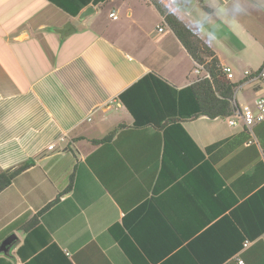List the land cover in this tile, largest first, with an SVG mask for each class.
Segmentation results:
<instances>
[{"label":"crops","instance_id":"0c3cea01","mask_svg":"<svg viewBox=\"0 0 264 264\" xmlns=\"http://www.w3.org/2000/svg\"><path fill=\"white\" fill-rule=\"evenodd\" d=\"M60 1L88 2L79 14L87 7L94 12L78 20L79 14L71 16L49 0H0V172L33 163L0 192V235L8 231L0 244L16 237L0 257L11 264H131L109 229L152 199L136 219L138 247L152 258L184 238V253L168 256L167 264H264V234L233 250L239 224L255 226L256 208L235 211L231 224L213 225L233 211L226 212V204L235 208L233 201L239 204L254 193L258 180L264 185V121L252 130L256 144L248 145L250 135L245 138L240 122L183 120L190 138L183 140L187 158L164 172L162 130L154 122L134 126L119 95L148 74L183 89L196 80L194 61L151 0ZM155 1L170 13L179 10L172 14L221 67L232 69L237 109L264 97V79L244 78L245 71L264 63V0H255L259 7L253 8L244 0L240 6L248 13L239 25L220 14V9L230 14L236 0ZM204 17L208 31L222 26L214 46L189 27ZM66 23L75 32L61 38L55 30ZM157 116L153 113L152 121ZM111 133L104 143L92 142ZM194 159H199L194 168L181 173ZM157 185L162 190L155 195ZM53 201L38 217L48 243L21 260L16 251L26 236L25 223ZM214 215L221 216L214 220Z\"/></svg>","mask_w":264,"mask_h":264},{"label":"trees","instance_id":"16d2710c","mask_svg":"<svg viewBox=\"0 0 264 264\" xmlns=\"http://www.w3.org/2000/svg\"><path fill=\"white\" fill-rule=\"evenodd\" d=\"M49 1L71 16H77L80 10L89 4L87 2L69 5L60 0ZM100 1L103 0H96L93 4L97 5ZM151 2L192 60L196 64L201 65L204 72L208 75V78L196 80L189 86L176 90L163 80L152 74H148L127 91L119 95V100L134 118V126H145L146 124L154 122V125L162 130L163 151L161 154V170L168 172L172 165L174 166L180 159L184 161L188 154L183 146V140L190 141V138L183 130L180 123L185 119H195L201 116H206L209 119L232 117L235 111L238 110L233 102L234 92L238 84L232 83L226 79L222 67L214 54L203 45L183 23L170 13L165 6L155 0H151ZM153 113L155 115L159 114V116L152 121L151 118ZM244 130L246 131L245 128ZM245 134V138L248 139V132L246 131ZM111 136L112 133L99 141L92 142L94 144L104 143L111 139ZM170 142L175 145H169ZM218 146L219 143L211 146L208 150H212ZM198 161L199 159H194L189 162V164H186V167L183 166L184 168L181 169V173L188 172L190 167L194 168ZM32 165V162H27L13 169L0 172V192L10 186L17 176ZM197 170L199 169H194L192 172ZM72 177L73 175L70 176V181ZM172 180L174 181V179ZM257 184L258 189L244 201L239 204L236 200L233 201L235 208L231 205L232 203L224 206L226 212L230 210V208H233V211H230L231 213H229V215H224L221 218V215H219V217L216 215L212 217L214 220L220 218L213 225L224 222L231 224L235 217L233 216L235 211L243 213L248 207L256 208L254 217H251V220L255 221L254 227L251 226V228L248 229L243 223L239 224L241 226V232L239 241L233 249L234 252L243 247L245 240L258 238L264 234V185L261 186L262 182L260 183L259 180ZM70 187L71 185L68 186L67 190H69ZM162 188L164 187L162 186ZM161 190L159 185L154 186L153 193L157 195ZM152 201V199L145 201L141 206L134 209L131 214L128 215V218H123L121 224H116L109 229V233L120 246L122 252L131 264H153L152 262H158L154 264H167L169 262L168 256L178 257V255H181L185 251V248L180 250V248H182L181 241L184 240V238L178 240L175 245L165 248L163 252L159 254L158 258H152L147 252L145 253V251L138 247L139 242L136 235V219L144 209V206ZM54 203L55 201L48 204L25 223L24 231L26 236L23 244L16 251L17 256L21 260L25 261L31 256H34L48 243L49 236L46 231L38 225V217ZM231 217H233V219H231ZM212 218H209L207 223L204 222L202 226L204 227L210 224ZM234 220L237 221L236 219ZM251 232H253V234H251ZM226 258L227 257L221 262H224ZM0 264L11 263L4 257H0ZM214 264L221 263L217 261Z\"/></svg>","mask_w":264,"mask_h":264},{"label":"built area","instance_id":"2783aa9c","mask_svg":"<svg viewBox=\"0 0 264 264\" xmlns=\"http://www.w3.org/2000/svg\"><path fill=\"white\" fill-rule=\"evenodd\" d=\"M110 16L113 19H116V16L114 13L110 14ZM157 33H163L162 27H157L156 29ZM222 71L226 76V79L228 81H233V72L230 67H222ZM193 74L196 76V80L202 79V78H208V75L204 72L203 67L199 64H196L194 62V69ZM244 78L248 82H258L262 79H264V63L262 66L254 71H245L244 72ZM195 80V81H196ZM228 124L230 126H236L238 122L241 123L243 128L246 129L248 134L250 135L251 140L248 141V145L256 144V140L253 135V128L255 125L261 123L264 121V97L258 98L253 106L250 105H244L243 107L239 108L237 111H235L234 115L230 118H227ZM63 139H60L62 141ZM50 149H53L54 146L51 145L49 147ZM261 155L264 157V150L261 151ZM248 243L244 244V247H247ZM237 264H244L243 261L238 260Z\"/></svg>","mask_w":264,"mask_h":264},{"label":"clouds","instance_id":"9594fccd","mask_svg":"<svg viewBox=\"0 0 264 264\" xmlns=\"http://www.w3.org/2000/svg\"><path fill=\"white\" fill-rule=\"evenodd\" d=\"M244 0H236V6L231 10V13L229 14L224 9H220V14L222 18L225 20V22L231 23L232 25H239L240 20L247 15L248 11H246L244 8H242L240 5L243 3ZM250 7H259V5L255 4V0H248ZM173 14L179 15V10L177 9H171L170 10ZM206 17L201 18V20L191 23L189 27L191 30L196 33L200 38L204 39L205 42L209 46H214L216 43L219 42L218 39V32L222 30L221 25H214L213 31H208V29L205 27L206 23Z\"/></svg>","mask_w":264,"mask_h":264},{"label":"water","instance_id":"95a60500","mask_svg":"<svg viewBox=\"0 0 264 264\" xmlns=\"http://www.w3.org/2000/svg\"><path fill=\"white\" fill-rule=\"evenodd\" d=\"M93 12L94 10L92 9V7H87L84 11H82L79 14L78 20L85 19L87 16L91 15ZM55 32L58 33L61 38H64V37H68L72 35L75 32V29L70 23H66L61 29H56ZM15 240H16V237L14 235H10L7 238H5L0 244V253L10 250Z\"/></svg>","mask_w":264,"mask_h":264},{"label":"rangeland","instance_id":"374dc122","mask_svg":"<svg viewBox=\"0 0 264 264\" xmlns=\"http://www.w3.org/2000/svg\"><path fill=\"white\" fill-rule=\"evenodd\" d=\"M8 231H5L2 235H0V238H2L1 236H5L4 234H6ZM7 238V237H6ZM3 240V239H2Z\"/></svg>","mask_w":264,"mask_h":264}]
</instances>
